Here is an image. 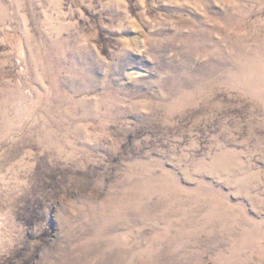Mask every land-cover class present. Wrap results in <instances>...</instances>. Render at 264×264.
<instances>
[{"label":"rangeland","instance_id":"1","mask_svg":"<svg viewBox=\"0 0 264 264\" xmlns=\"http://www.w3.org/2000/svg\"><path fill=\"white\" fill-rule=\"evenodd\" d=\"M0 264H264V0H0Z\"/></svg>","mask_w":264,"mask_h":264}]
</instances>
